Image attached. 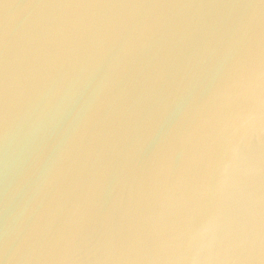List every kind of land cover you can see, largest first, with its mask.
<instances>
[{"label": "water", "instance_id": "water-1", "mask_svg": "<svg viewBox=\"0 0 264 264\" xmlns=\"http://www.w3.org/2000/svg\"><path fill=\"white\" fill-rule=\"evenodd\" d=\"M0 264H264V0H0Z\"/></svg>", "mask_w": 264, "mask_h": 264}]
</instances>
